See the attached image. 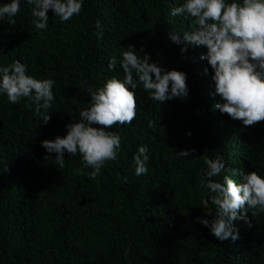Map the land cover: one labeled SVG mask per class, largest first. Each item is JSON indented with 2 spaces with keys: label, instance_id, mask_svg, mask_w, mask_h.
Listing matches in <instances>:
<instances>
[{
  "label": "trees",
  "instance_id": "obj_1",
  "mask_svg": "<svg viewBox=\"0 0 264 264\" xmlns=\"http://www.w3.org/2000/svg\"><path fill=\"white\" fill-rule=\"evenodd\" d=\"M183 2L83 0L68 21L49 9L47 28L37 30L32 6L22 0L14 25L0 20V67L19 60L27 74L55 81L47 124L29 99L13 104L0 94V264H264V212L247 211L251 227L234 221L235 241L219 240L197 219L211 223L216 213L213 194L202 187L206 158L223 156L225 170L213 178L220 182L224 175L239 182L240 171L264 177V121L244 126L214 107L220 98L213 69L200 59L207 49L183 42L195 21L171 15ZM174 33L181 43L170 39ZM131 46L165 70L186 73L188 97L161 104L138 85L135 119L108 129L121 137L117 158L95 179L79 153L65 152L59 168L41 142L79 122L88 88L124 78L120 61ZM112 57L117 63L109 70ZM141 146L148 171L137 176ZM191 149L188 157L177 155Z\"/></svg>",
  "mask_w": 264,
  "mask_h": 264
},
{
  "label": "clouds",
  "instance_id": "obj_2",
  "mask_svg": "<svg viewBox=\"0 0 264 264\" xmlns=\"http://www.w3.org/2000/svg\"><path fill=\"white\" fill-rule=\"evenodd\" d=\"M21 2L10 0L0 6V20L7 16L9 23L14 25L15 20L11 18L20 11ZM26 3L32 6L33 23L37 30L47 28L49 9L61 21H68L79 15L83 8V0H26ZM184 14L190 15L195 23L190 31L183 33V42L207 49L200 59L207 60L213 69V95L220 98L214 107L221 114L242 121L244 126L264 121V0H242V3L239 0H232L231 3L226 0H184L171 10V15ZM96 27L99 34V20ZM170 39L181 43L177 33L172 34ZM184 51L186 48L181 49L182 53ZM137 53L132 46L122 52V80L113 76L98 89H87L90 104L80 112L79 122L66 125L65 136L41 142L48 153L56 154L59 168L65 165V152L73 156L79 153L84 165L92 169L88 176L95 179L106 161L117 158L121 137L108 129L130 124L135 119L138 107L135 89L138 85L150 93V99L161 104L174 98L188 97L186 73L176 69L165 70L148 54L141 56ZM116 63V57H112L109 70H113ZM54 84L52 79H37L27 74L25 64L19 60L0 67V94H6L13 104L22 98L29 99L35 105L37 116L42 110L46 113L42 118L43 124L51 118L48 110L54 100ZM149 126H153L151 121ZM190 151L195 152V149L181 150L177 155L188 157ZM147 152V147L141 146L134 156L137 176L148 171ZM205 164L206 183H202V187L213 194L210 203L216 206V213L211 223L207 219H197L209 227L219 240L231 238L235 241L239 238V230L234 221L243 219L251 227L247 211L255 210L252 217L264 212V177L257 171H240L239 182L229 175H224L223 182H220L213 178L225 170L223 156L218 154L215 159L206 158Z\"/></svg>",
  "mask_w": 264,
  "mask_h": 264
}]
</instances>
